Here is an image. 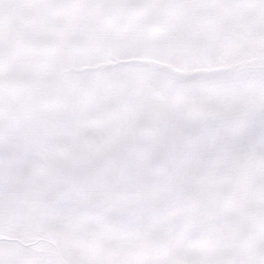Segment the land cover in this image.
<instances>
[{
    "label": "snow or ice",
    "instance_id": "snow-or-ice-1",
    "mask_svg": "<svg viewBox=\"0 0 264 264\" xmlns=\"http://www.w3.org/2000/svg\"><path fill=\"white\" fill-rule=\"evenodd\" d=\"M0 264H264V0H0Z\"/></svg>",
    "mask_w": 264,
    "mask_h": 264
}]
</instances>
